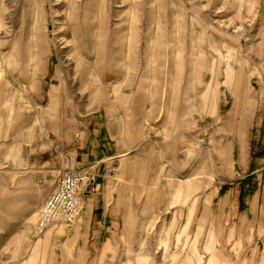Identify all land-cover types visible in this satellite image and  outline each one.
<instances>
[{"label":"rangeland","instance_id":"374dc122","mask_svg":"<svg viewBox=\"0 0 264 264\" xmlns=\"http://www.w3.org/2000/svg\"><path fill=\"white\" fill-rule=\"evenodd\" d=\"M263 93L264 0H0V264L249 263ZM98 114L134 139V198L78 257L35 224Z\"/></svg>","mask_w":264,"mask_h":264},{"label":"crops","instance_id":"0c3cea01","mask_svg":"<svg viewBox=\"0 0 264 264\" xmlns=\"http://www.w3.org/2000/svg\"><path fill=\"white\" fill-rule=\"evenodd\" d=\"M114 127L109 118L102 114L95 115L84 122L83 127L76 131V135L68 141L65 148L74 153V167L92 168L96 174V186L98 185L95 193L82 188L83 210L72 226L51 227L54 235L58 229L65 227L64 238L67 242L70 241L69 245L78 248V257L89 255L92 250H97L111 241L125 224L129 208L132 206L134 197L130 194L133 192V184L127 177L128 174L122 172L121 161L131 158L136 152L134 139L126 135L125 129L116 132ZM252 128L264 142V93L259 117L253 120ZM258 158L260 167H253L255 162L252 163L251 160L244 177L254 183H245L241 190L245 198L243 205L250 206V210H246V222L249 223L250 214L254 219L251 222L254 224L251 233L240 235L242 240L250 241L245 244L246 255L252 258L250 264H264V151L251 157L253 160ZM260 257H263V260Z\"/></svg>","mask_w":264,"mask_h":264},{"label":"built area","instance_id":"2783aa9c","mask_svg":"<svg viewBox=\"0 0 264 264\" xmlns=\"http://www.w3.org/2000/svg\"><path fill=\"white\" fill-rule=\"evenodd\" d=\"M64 160L66 168L59 175L53 191L39 212L35 224L38 235L56 225L72 226L83 210L82 188H87L91 193L98 190L96 174L92 168L74 167L70 155H66Z\"/></svg>","mask_w":264,"mask_h":264}]
</instances>
